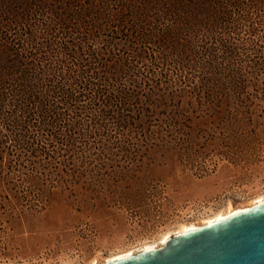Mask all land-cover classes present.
Listing matches in <instances>:
<instances>
[{"label":"trees","instance_id":"trees-1","mask_svg":"<svg viewBox=\"0 0 264 264\" xmlns=\"http://www.w3.org/2000/svg\"><path fill=\"white\" fill-rule=\"evenodd\" d=\"M17 1L0 0V33L19 26L15 41L0 39V187L15 171L23 183L39 181L33 209L43 187L102 197L121 170H139L157 150L185 167L204 165L195 134L204 121L215 124L205 129L212 134L255 129L264 103V0ZM200 27L208 35L197 41ZM99 39L123 40L137 60L149 57L141 45L152 44L158 52L149 58L174 71L175 83L144 86L163 71L127 74L132 58L88 46ZM59 54L72 66L64 68ZM85 99L87 118L77 110ZM78 119L87 123L84 137L74 136ZM7 142L14 150L4 152ZM128 172L122 185L132 184Z\"/></svg>","mask_w":264,"mask_h":264},{"label":"rangeland","instance_id":"rangeland-1","mask_svg":"<svg viewBox=\"0 0 264 264\" xmlns=\"http://www.w3.org/2000/svg\"><path fill=\"white\" fill-rule=\"evenodd\" d=\"M18 27L15 26L14 30L13 27L10 30L4 27L0 39L15 41ZM39 28L34 26L35 32ZM194 33L193 39L197 41L208 35L204 27L197 28ZM210 35L214 34L211 32ZM75 40L68 39V44L78 42ZM122 41L117 39L116 44L103 45L99 39L89 41L88 46L91 49L102 48L105 53L107 50L115 52L119 58L130 56L132 49H126ZM66 47L67 43L63 42V48ZM140 48H144L149 57L158 52L152 44L141 45ZM82 53L80 51L76 58ZM146 57L143 60L127 59L130 62L127 74L137 70L155 73L161 70L162 76H157L153 82L147 80L144 86L157 84L165 87L175 83L174 71H166L167 65L162 67L151 61L148 55ZM59 58L64 68L72 66V57L59 54ZM85 58L87 56H83ZM185 84L188 82L181 81L179 86ZM81 103L84 108L77 110L84 111L85 104H89L88 99ZM261 108V115L252 123L253 132L242 136L205 132L215 124L208 120L199 123L195 134L197 141L203 143L198 149L206 154L204 165L197 162L195 166L185 167L179 156H170L163 150L150 152L149 157L143 156L142 168L121 170L115 177L121 181L117 183L114 179L117 185L106 189L97 199L86 198L83 191L77 197L72 190L59 187L48 193V187H43L40 206L33 209L34 186L40 182L32 179L23 183L17 179L15 171V175L11 174L12 179L4 180L0 187V192H4V198L0 195V264H88L101 261L115 254L156 244L161 235L177 230L181 223H200L229 208L264 198V103ZM84 112L83 118H87V112ZM107 123L102 121L103 125ZM86 124L74 122L75 137H84ZM64 133L69 134L68 131ZM8 143L4 152L14 150ZM11 158L10 152L6 162ZM125 163L121 161L119 164ZM203 169H207L206 172H202ZM126 170L130 171L128 176H133L130 186L122 185L128 181Z\"/></svg>","mask_w":264,"mask_h":264},{"label":"water","instance_id":"water-1","mask_svg":"<svg viewBox=\"0 0 264 264\" xmlns=\"http://www.w3.org/2000/svg\"><path fill=\"white\" fill-rule=\"evenodd\" d=\"M88 264H264V199L173 231L135 252Z\"/></svg>","mask_w":264,"mask_h":264},{"label":"bare ground","instance_id":"bare-ground-1","mask_svg":"<svg viewBox=\"0 0 264 264\" xmlns=\"http://www.w3.org/2000/svg\"><path fill=\"white\" fill-rule=\"evenodd\" d=\"M264 198L263 197H259L258 199H256L255 201H253L252 203H254V202H257V201H260V200H263ZM251 204V203H250ZM229 207H231V204L229 205ZM240 207V206H239ZM234 208H237V207H234ZM234 208H229L228 210H226V211H224V212H219V213H217V214H215L214 216H210V217H208V218H205V219H203L200 223H204V222H206V221H208V220H210V219H212V218H214L215 216H217V215H221V214H223V213H226L227 211H230V210H232V209H234ZM192 224H195V223H181L180 225H179V227H178V229L177 230H175V231H179V230H183L186 226H188V225H192ZM172 233V232H171ZM171 233H165V234H163V235H161V237H160V241L159 242H161V241H163V240H166L167 239V237L171 234ZM153 245V244H152ZM148 246H151V244L150 245H147V246H143V247H148ZM142 248V247H141ZM140 248V249H141ZM139 250V249H138ZM136 251V250H135ZM135 251H127V252H124V253H128V252H135ZM120 254H123V253H119V254H115L114 256H111V257H116V256H119ZM106 258H108V257H106ZM105 258V259H106ZM104 260V259H103ZM102 261V260H101ZM97 262H99V261H94V262H91V263H97Z\"/></svg>","mask_w":264,"mask_h":264}]
</instances>
